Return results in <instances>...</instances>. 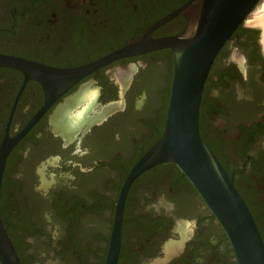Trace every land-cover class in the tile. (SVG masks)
Here are the masks:
<instances>
[{
	"label": "flooded vegetation",
	"instance_id": "af4514ba",
	"mask_svg": "<svg viewBox=\"0 0 264 264\" xmlns=\"http://www.w3.org/2000/svg\"><path fill=\"white\" fill-rule=\"evenodd\" d=\"M187 1L0 0V54L55 69L78 68L143 36ZM252 13L208 70L198 125L264 243V13ZM186 23L175 14L152 28L150 37L176 35ZM173 62L165 47L93 68L13 142L1 177L0 219L20 264L106 263L122 184L162 133L167 104L160 89L168 78L170 91ZM149 83L153 95L132 96ZM44 103L39 82H24L22 71L0 66V144L18 136ZM111 103L116 106L109 111ZM115 264L237 260L201 196L167 162L130 183Z\"/></svg>",
	"mask_w": 264,
	"mask_h": 264
},
{
	"label": "water",
	"instance_id": "95a60500",
	"mask_svg": "<svg viewBox=\"0 0 264 264\" xmlns=\"http://www.w3.org/2000/svg\"><path fill=\"white\" fill-rule=\"evenodd\" d=\"M258 2L188 0L150 27L151 30L169 17L182 14L187 23L180 33L151 38L148 30L123 47L78 68L55 69L21 57L0 54V66L19 69L24 74V82L36 80L45 93L42 109L18 136L0 144V184L5 158L13 142L74 81L93 68L95 70L117 58L168 47L173 52L174 62L164 127L160 137L130 168L122 184L105 264L116 263L123 201L130 183L149 168L167 162L174 163L184 173L223 227L237 264H264V243L254 218L232 178L201 138L198 125L201 92L208 70L223 43ZM115 106V103H111L106 107L112 111ZM0 260L4 264H20L1 219Z\"/></svg>",
	"mask_w": 264,
	"mask_h": 264
},
{
	"label": "rangeland",
	"instance_id": "374dc122",
	"mask_svg": "<svg viewBox=\"0 0 264 264\" xmlns=\"http://www.w3.org/2000/svg\"><path fill=\"white\" fill-rule=\"evenodd\" d=\"M262 13H264V0H261L259 5L253 10L251 17L253 15L256 16V15H260ZM167 75H168V72H167ZM167 83H168V78H167ZM167 83H165V87H166ZM165 87L160 89V94L162 95V103L164 101L163 104H165L164 107L166 108V104L168 103V94H169L168 92H170V91L168 90V87H166V88ZM153 90H154V87L149 83V84L143 85L142 87L137 88V91L133 92L131 94H132V96L136 95L135 93L141 95V94L146 93V91H147L149 95H153ZM36 182H37V179L35 177L33 180V183H36Z\"/></svg>",
	"mask_w": 264,
	"mask_h": 264
},
{
	"label": "bare ground",
	"instance_id": "6f19581e",
	"mask_svg": "<svg viewBox=\"0 0 264 264\" xmlns=\"http://www.w3.org/2000/svg\"><path fill=\"white\" fill-rule=\"evenodd\" d=\"M261 21H262L261 25H263V30H264V16L261 17Z\"/></svg>",
	"mask_w": 264,
	"mask_h": 264
}]
</instances>
